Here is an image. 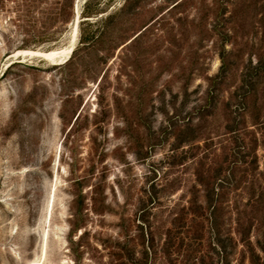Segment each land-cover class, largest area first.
Returning <instances> with one entry per match:
<instances>
[{
	"label": "rangeland",
	"instance_id": "obj_1",
	"mask_svg": "<svg viewBox=\"0 0 264 264\" xmlns=\"http://www.w3.org/2000/svg\"><path fill=\"white\" fill-rule=\"evenodd\" d=\"M200 161L264 264V0H0V264H172Z\"/></svg>",
	"mask_w": 264,
	"mask_h": 264
},
{
	"label": "trees",
	"instance_id": "obj_2",
	"mask_svg": "<svg viewBox=\"0 0 264 264\" xmlns=\"http://www.w3.org/2000/svg\"><path fill=\"white\" fill-rule=\"evenodd\" d=\"M258 124V123H256ZM236 129H228L234 134ZM195 184L192 186L193 197L189 201V206L181 213H177L173 220V228L176 238L180 241L175 246V256L171 259L172 264H232L231 257L236 253L238 243L243 249L240 251L241 257L237 264H242L246 259L251 264L256 263V255L251 241V232L255 220V199L253 191H247L248 200L242 206H236L234 218V230L238 234V239L231 237L232 217L227 216L228 210L225 206L227 192L220 191L218 175H214L212 168L204 166L200 161L195 168ZM219 188V189H218ZM200 193L205 197L200 201ZM186 222H189L187 227ZM187 234L191 239L208 241V248L204 251L202 245H183V235ZM152 234L149 232V241ZM152 240V239H151ZM173 245V244H172ZM148 246V251L151 250ZM163 256L167 250H161Z\"/></svg>",
	"mask_w": 264,
	"mask_h": 264
},
{
	"label": "bare ground",
	"instance_id": "obj_3",
	"mask_svg": "<svg viewBox=\"0 0 264 264\" xmlns=\"http://www.w3.org/2000/svg\"><path fill=\"white\" fill-rule=\"evenodd\" d=\"M78 29L76 28V26L74 27V35L76 36ZM76 38V37H75ZM76 40V39H75ZM75 44L72 43L71 45H69L66 48H57L55 50H53L50 53L47 54H41V52H36V54L34 53H30V55H34V56H39V57H44L46 58L48 61H50L51 63L54 62H58L63 60L68 54L70 49L74 46ZM26 54V53H25ZM34 264H40L38 262H34Z\"/></svg>",
	"mask_w": 264,
	"mask_h": 264
}]
</instances>
